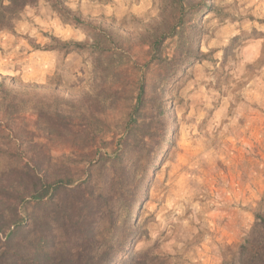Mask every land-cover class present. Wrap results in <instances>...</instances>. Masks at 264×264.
I'll return each mask as SVG.
<instances>
[{"label": "rangeland", "instance_id": "1", "mask_svg": "<svg viewBox=\"0 0 264 264\" xmlns=\"http://www.w3.org/2000/svg\"><path fill=\"white\" fill-rule=\"evenodd\" d=\"M63 5L80 25L39 1L0 32V257L8 219L41 215L33 183L71 179L57 197H96L104 160L145 137L132 252L230 263L264 211V0Z\"/></svg>", "mask_w": 264, "mask_h": 264}, {"label": "trees", "instance_id": "2", "mask_svg": "<svg viewBox=\"0 0 264 264\" xmlns=\"http://www.w3.org/2000/svg\"><path fill=\"white\" fill-rule=\"evenodd\" d=\"M39 1L48 3L63 21L81 24L64 7L63 0H0V32L11 29L22 11ZM178 5L181 7L182 3ZM164 37L160 34L150 41L153 60H161ZM143 92L141 85L139 105ZM144 138H135L121 156L104 160L102 167L106 169L107 181L98 187L96 197L87 193L80 198L57 197L62 188L74 184L71 179H56L42 186L33 183V192L38 193L33 208L41 207V215L31 217L27 225L19 223L15 216L8 219L10 222L3 228L13 229L6 237L7 248L0 264H165L149 252L133 253L129 245L130 216L147 171L153 169V151ZM89 180L86 177L79 186L88 188ZM49 191L53 197L44 201ZM228 264H264V211L256 214L236 258Z\"/></svg>", "mask_w": 264, "mask_h": 264}]
</instances>
